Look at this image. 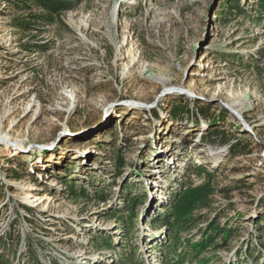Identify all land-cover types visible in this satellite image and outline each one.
<instances>
[{"label": "rangeland", "instance_id": "374dc122", "mask_svg": "<svg viewBox=\"0 0 264 264\" xmlns=\"http://www.w3.org/2000/svg\"><path fill=\"white\" fill-rule=\"evenodd\" d=\"M73 2L62 25H41L0 0V237L11 264L29 254L113 264L106 243L121 241L115 211L130 196L131 239L155 263L152 220L175 183L200 182L188 171L197 164L215 187L202 221L232 230L210 264H264V21L252 0H238L242 14L225 10L231 0ZM22 17L32 30L13 24ZM171 88L181 89L159 96ZM174 104L188 113L172 119ZM215 129L224 134L210 142Z\"/></svg>", "mask_w": 264, "mask_h": 264}, {"label": "trees", "instance_id": "16d2710c", "mask_svg": "<svg viewBox=\"0 0 264 264\" xmlns=\"http://www.w3.org/2000/svg\"><path fill=\"white\" fill-rule=\"evenodd\" d=\"M18 2L20 4L18 6L27 13L26 18L41 25H62L63 12L74 6L73 0H18ZM231 2V5H226L225 10L242 14L244 9L239 8L238 0H231ZM251 6L255 14L253 17L256 16L258 21H264V0H252ZM26 18H16L13 24L24 32H28L32 30V27L30 22L25 20ZM19 46L25 51H31L34 48L28 42ZM36 46L46 49V44ZM188 111L186 104H174L168 107V115L172 119H178L180 115ZM223 134V130L215 129L209 132L208 137L213 138L210 142H215L216 138ZM234 148L235 145H230V151ZM117 160L118 158L115 157L113 163ZM188 171L199 176L200 182L193 183L189 178H185L175 183L168 193L163 212L152 220V223L162 227L161 233L155 238L156 240H153L154 243L150 247L155 263L149 262L141 252L138 243L131 239L137 231L138 214L135 212V205L138 201L135 200V196H130L126 198L123 210L114 212L121 241L114 243L109 239L106 243L109 249L117 253V256L112 259L113 264H210L211 256L226 248L231 238V228L221 225L216 219L202 221V211L211 207L215 196V187L211 184L213 174L207 172L202 164L193 165ZM201 223L204 225L199 226ZM6 240L7 237H0V264L12 263L9 257L11 248L9 249L10 246ZM261 247L264 249L263 243ZM246 252L251 256L250 249ZM27 262L21 264H40L33 254H29Z\"/></svg>", "mask_w": 264, "mask_h": 264}, {"label": "water", "instance_id": "95a60500", "mask_svg": "<svg viewBox=\"0 0 264 264\" xmlns=\"http://www.w3.org/2000/svg\"><path fill=\"white\" fill-rule=\"evenodd\" d=\"M179 89H181V88L163 89V90L161 91V93L159 94V96H163V95L167 94L169 91H179ZM182 93H183V92H182ZM236 115H237L238 117H240L238 113H236Z\"/></svg>", "mask_w": 264, "mask_h": 264}, {"label": "bare ground", "instance_id": "6f19581e", "mask_svg": "<svg viewBox=\"0 0 264 264\" xmlns=\"http://www.w3.org/2000/svg\"><path fill=\"white\" fill-rule=\"evenodd\" d=\"M3 140H4L5 143L8 142L7 140H5V139H3V138H0V142H3ZM50 184H52V182H50Z\"/></svg>", "mask_w": 264, "mask_h": 264}]
</instances>
